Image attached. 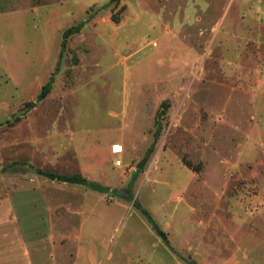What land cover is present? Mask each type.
Instances as JSON below:
<instances>
[{"label": "rangeland", "instance_id": "rangeland-1", "mask_svg": "<svg viewBox=\"0 0 264 264\" xmlns=\"http://www.w3.org/2000/svg\"><path fill=\"white\" fill-rule=\"evenodd\" d=\"M4 167L0 264H264V0H0Z\"/></svg>", "mask_w": 264, "mask_h": 264}, {"label": "trees", "instance_id": "trees-1", "mask_svg": "<svg viewBox=\"0 0 264 264\" xmlns=\"http://www.w3.org/2000/svg\"><path fill=\"white\" fill-rule=\"evenodd\" d=\"M114 21H116V19H113ZM82 28V23H78L77 25H73L70 26L68 28H66L65 30H63L62 34H61V40H60V45H59V55L58 57H60L61 52L63 51L64 47H65V43L68 37H70L73 34H76L80 31V29ZM50 85H51V78L40 87V90L35 98L36 102L41 101L42 99L45 98V96L49 93L50 91ZM33 102H26L24 103V109L25 110H30L31 108L34 107ZM162 109L159 111L158 116L162 115L164 112V109L166 107L165 104H161ZM19 118L15 117L14 121H18ZM157 124V123H156ZM158 130V129H157ZM157 134H154V136ZM152 149V144L147 148L145 156H147ZM30 170L33 171L34 174L39 175L44 177L45 179L49 180V181H54V182H58V183H64V184H76V185H81L84 188L91 190L93 192H98V193H105L108 191L107 187H103L100 186L96 183L87 181L85 178L80 177L79 175H69V176H63V175H59V174H55V173H50V172H43L41 170H33L30 167H28ZM5 170L8 171H13L16 172V169H13V167H4L0 169V174L5 172ZM133 206H135L137 209L140 210L141 214L150 222L152 229L154 230V232L163 240L165 241V236L164 233L162 231H160L156 225L153 223L152 219L150 218V216L148 215V213L142 209H140L139 205L136 202L132 203Z\"/></svg>", "mask_w": 264, "mask_h": 264}, {"label": "water", "instance_id": "water-1", "mask_svg": "<svg viewBox=\"0 0 264 264\" xmlns=\"http://www.w3.org/2000/svg\"><path fill=\"white\" fill-rule=\"evenodd\" d=\"M142 164H143V161L141 160L139 163H137L136 168L140 170L142 168ZM115 195L123 199H126L128 197V193L120 189L115 190Z\"/></svg>", "mask_w": 264, "mask_h": 264}, {"label": "built area", "instance_id": "built-area-1", "mask_svg": "<svg viewBox=\"0 0 264 264\" xmlns=\"http://www.w3.org/2000/svg\"><path fill=\"white\" fill-rule=\"evenodd\" d=\"M111 151H112L113 154H118V153L120 152V148H119V146L114 145V146L112 147ZM114 165H115V166H119V165H120V160H119V159L116 160V161L114 162Z\"/></svg>", "mask_w": 264, "mask_h": 264}, {"label": "bare ground", "instance_id": "bare-ground-1", "mask_svg": "<svg viewBox=\"0 0 264 264\" xmlns=\"http://www.w3.org/2000/svg\"><path fill=\"white\" fill-rule=\"evenodd\" d=\"M120 148V147H119ZM119 153H121V149H120V152Z\"/></svg>", "mask_w": 264, "mask_h": 264}]
</instances>
